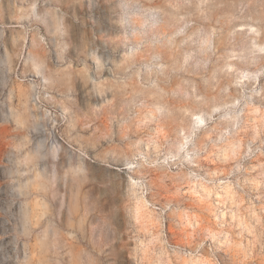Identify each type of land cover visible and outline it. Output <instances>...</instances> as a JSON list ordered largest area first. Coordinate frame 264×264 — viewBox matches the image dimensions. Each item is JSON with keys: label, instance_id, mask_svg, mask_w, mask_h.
Instances as JSON below:
<instances>
[{"label": "rangeland", "instance_id": "rangeland-1", "mask_svg": "<svg viewBox=\"0 0 264 264\" xmlns=\"http://www.w3.org/2000/svg\"><path fill=\"white\" fill-rule=\"evenodd\" d=\"M0 264H264V0H0Z\"/></svg>", "mask_w": 264, "mask_h": 264}]
</instances>
